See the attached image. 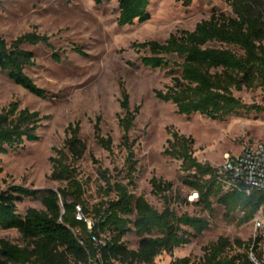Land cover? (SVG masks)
<instances>
[{
    "label": "trees",
    "instance_id": "trees-1",
    "mask_svg": "<svg viewBox=\"0 0 264 264\" xmlns=\"http://www.w3.org/2000/svg\"><path fill=\"white\" fill-rule=\"evenodd\" d=\"M101 3L110 0H93ZM191 0H185L188 4ZM234 15L213 11L206 19L196 23L192 30L181 29L163 41L135 42L138 49L148 54L141 63L150 68L169 67L172 73L177 66L179 74L171 76L165 90H155L157 98L171 102L179 114L199 113L219 120L228 115L248 113L251 109L264 111L263 105L247 104L235 92L260 89L264 94V0H226ZM119 25L144 22L150 18V0H117ZM43 43L52 47L48 35L27 31L7 42L0 35V70L29 93L45 98L49 92L37 85L25 72L32 65L33 52L23 44ZM86 56L87 53L76 47ZM55 60H59L54 54ZM180 58V61L172 59ZM264 97V96H263ZM118 123L123 130L121 143L126 149L123 179H114L100 170L106 183L109 198L94 208L91 228L75 217L80 204L89 216L83 199V186L78 178L76 162L86 149L79 136L80 123H70L63 145L54 149L50 157V178L65 182L57 189L38 190L22 184H9L0 189V228L16 229L23 244L0 238V264H154L162 253L172 254L209 227V221L186 211L178 213L171 206L169 191L171 181L153 176L152 193L163 197V208L158 210L142 194H135L137 159L134 141L128 131L139 111V105L130 108L129 95L121 88ZM46 115L19 102L10 101L0 109V154L38 139L37 128ZM94 137L106 150H112V138L103 135L99 117L94 125ZM170 137L163 153L181 161L186 172L183 183L197 193L195 202L203 209L213 210L211 198L223 206L224 216L237 224L251 221L259 212L264 216V192L245 187H226V178L218 167L201 162L193 155V138L176 129L169 130ZM113 193V196L110 194ZM25 198L39 199L43 210L28 207L24 213L17 204ZM133 232L138 237L136 248L127 247L123 236ZM105 234L102 243L97 239ZM247 240L219 236L203 247L200 264H252L244 250ZM233 248L230 253L228 249ZM189 257L175 258L171 264H188Z\"/></svg>",
    "mask_w": 264,
    "mask_h": 264
},
{
    "label": "rangeland",
    "instance_id": "rangeland-1",
    "mask_svg": "<svg viewBox=\"0 0 264 264\" xmlns=\"http://www.w3.org/2000/svg\"><path fill=\"white\" fill-rule=\"evenodd\" d=\"M150 18L144 22L119 25L117 0L96 3L93 0H0V35L7 42L27 31L48 35L52 47L43 43L23 44L33 52L34 63L25 72L49 94L41 98L10 80L0 70V109L10 101L19 107L36 110L42 119L36 130V141L0 154V189L9 184H22L42 190L57 189L65 182L51 179L50 157L54 149L63 145L65 129L79 121V136L86 149L76 162L78 178L84 192L89 216L94 208L109 198L106 183L100 170H106L112 180L123 179L126 149L121 143L123 130L118 123L121 88L129 95V106L139 105V111L128 131L134 141L137 171L133 192L142 194L158 210L163 208V197L152 193L150 179L171 181L169 191L171 206L178 212L199 215L209 221V227L187 244L175 248L172 254L162 253L154 264H166L170 259L189 257L188 264H200L203 247L219 236L247 240L253 230L251 221L237 224L224 216V208L211 198L213 210L203 209L196 203L192 189L183 183L186 172L181 161L165 155L169 130L193 138V155L201 162L219 167L223 155L235 154L245 142L264 139V111L251 109L248 113L228 115L214 120L199 113L179 114L173 103L160 100L155 90H165L171 76L180 69L176 66L150 68L141 63V56L148 54L138 49L135 42L156 40L163 42L170 33L181 29L192 30L196 23L206 19L213 11L234 15L226 0H150ZM78 47L86 52L78 53ZM57 54L59 60L53 57ZM172 59L180 61V58ZM247 104H264V94L258 89L235 92ZM99 117L103 135L112 138V150L103 148L94 137V123ZM113 196V193L110 194ZM24 213L28 207L45 209L39 199L25 198L17 204ZM258 214H261L259 212ZM0 238L23 244L16 229L0 228ZM129 248H136L138 237L133 232L123 236ZM233 248L228 249L230 253Z\"/></svg>",
    "mask_w": 264,
    "mask_h": 264
},
{
    "label": "built area",
    "instance_id": "built-area-1",
    "mask_svg": "<svg viewBox=\"0 0 264 264\" xmlns=\"http://www.w3.org/2000/svg\"><path fill=\"white\" fill-rule=\"evenodd\" d=\"M218 170L226 178V187L239 186L245 187L247 190L256 189L264 192V139L245 142L240 151L235 154L226 152ZM196 197L197 193L195 196H189V199L193 200ZM75 207V217L85 221L88 228H91L94 222L92 217L84 213L80 204ZM251 222L253 230L247 239L244 250L252 264H264V216L257 214ZM103 238H105V234H102L99 239L95 236L92 237L96 246L102 243ZM174 259H170L166 264H171Z\"/></svg>",
    "mask_w": 264,
    "mask_h": 264
},
{
    "label": "bare ground",
    "instance_id": "bare-ground-1",
    "mask_svg": "<svg viewBox=\"0 0 264 264\" xmlns=\"http://www.w3.org/2000/svg\"><path fill=\"white\" fill-rule=\"evenodd\" d=\"M194 194L196 195V193H194ZM195 195H194V196H195Z\"/></svg>",
    "mask_w": 264,
    "mask_h": 264
}]
</instances>
